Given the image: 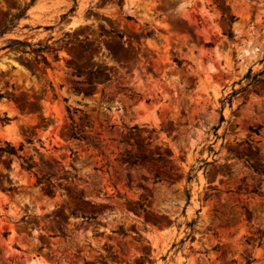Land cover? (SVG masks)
<instances>
[{"label": "rangeland", "instance_id": "1", "mask_svg": "<svg viewBox=\"0 0 264 264\" xmlns=\"http://www.w3.org/2000/svg\"><path fill=\"white\" fill-rule=\"evenodd\" d=\"M30 2L0 0L34 165L0 155V264H264V0Z\"/></svg>", "mask_w": 264, "mask_h": 264}, {"label": "trees", "instance_id": "2", "mask_svg": "<svg viewBox=\"0 0 264 264\" xmlns=\"http://www.w3.org/2000/svg\"><path fill=\"white\" fill-rule=\"evenodd\" d=\"M35 0H31V2L29 3V5H27L26 8H24L23 10H21L16 16H14V19L19 20L20 18L24 17L26 10L28 9L29 6H31L34 3ZM223 13L224 15H226V11L223 9ZM233 16H228L226 18V20L228 21V38L231 40L233 38V33L231 30V24L233 22ZM16 42V41H15ZM18 43V42H16ZM38 56L40 57V60L36 59V61L38 63H43L45 66H48V63L45 59V57L42 54H38ZM258 74L256 75H251V70H249L245 76L243 77V80L248 81L246 84V87L241 88L242 91H244L247 87L255 85L256 83H258L260 80L257 79ZM74 92L76 93H81L80 90H78L77 88L74 89ZM237 92L233 91L230 96H234ZM85 95H88L85 93ZM0 98H2V95H0ZM78 112L76 109H73L72 111L67 108V113L69 115V119L71 120V127H70V135L69 137L71 139H82V136L80 135L81 130L78 129L77 125L75 124L74 120H73V115ZM5 121H7L8 119H4ZM4 120H1L2 122H4ZM6 147L2 148L0 147V155H7V156H14L16 157V159L21 161V167L24 168L27 171H31L34 168V165L32 163H30L28 160H26L25 158H23L22 156H20L18 154L19 151H22L23 145H19L18 149H14L12 146H10L8 143H5ZM40 181V180H39Z\"/></svg>", "mask_w": 264, "mask_h": 264}]
</instances>
